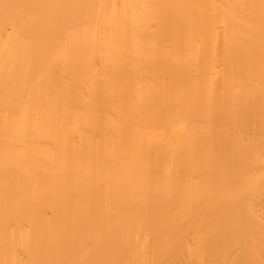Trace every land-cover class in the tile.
Returning <instances> with one entry per match:
<instances>
[{"label":"bare ground","instance_id":"bare-ground-1","mask_svg":"<svg viewBox=\"0 0 264 264\" xmlns=\"http://www.w3.org/2000/svg\"><path fill=\"white\" fill-rule=\"evenodd\" d=\"M0 264H264V0H0Z\"/></svg>","mask_w":264,"mask_h":264}]
</instances>
